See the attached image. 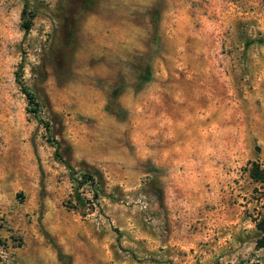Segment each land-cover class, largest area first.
<instances>
[{
	"label": "rangeland",
	"instance_id": "374dc122",
	"mask_svg": "<svg viewBox=\"0 0 264 264\" xmlns=\"http://www.w3.org/2000/svg\"><path fill=\"white\" fill-rule=\"evenodd\" d=\"M24 1L0 0V264H264V0H26L28 32Z\"/></svg>",
	"mask_w": 264,
	"mask_h": 264
},
{
	"label": "trees",
	"instance_id": "16d2710c",
	"mask_svg": "<svg viewBox=\"0 0 264 264\" xmlns=\"http://www.w3.org/2000/svg\"><path fill=\"white\" fill-rule=\"evenodd\" d=\"M28 6H29V4L25 0L23 10L21 13V18L23 21V29L25 30V32H28L31 29V18H30L31 16L28 13ZM142 78H143V75L140 76V81H142ZM17 81H18V85L20 86V89H21L22 93L24 94L28 104L32 105L34 107H37L35 100H34V97H33V94L24 85L21 75H18ZM58 151H59V146H56V153ZM61 161L67 169L72 171L70 164L66 160H61ZM251 166H252L251 171H250L251 179L254 180L255 182L261 183V185L264 186V168H261V166L257 163H252ZM95 183L102 185V186L104 184L102 174L98 170H90V172H87V171L82 172L81 181L79 182V184L81 186L82 185H90L91 186V185H95ZM93 195H94V197H96V194H93ZM76 201H77L78 205H80V206L85 205V200L80 198V196H78V199H76ZM256 229H257L259 235L256 238L255 245L257 248H264V214L260 217L259 221L257 222ZM56 254H57L58 260L62 264H70V260H71L70 257L64 255L60 251L59 248H56Z\"/></svg>",
	"mask_w": 264,
	"mask_h": 264
}]
</instances>
